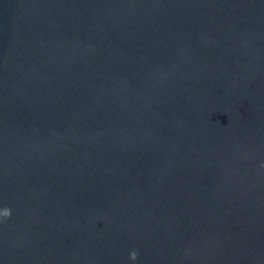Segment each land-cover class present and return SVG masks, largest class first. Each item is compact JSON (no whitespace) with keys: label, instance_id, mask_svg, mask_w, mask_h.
<instances>
[{"label":"water","instance_id":"obj_1","mask_svg":"<svg viewBox=\"0 0 264 264\" xmlns=\"http://www.w3.org/2000/svg\"><path fill=\"white\" fill-rule=\"evenodd\" d=\"M0 264H264V0H0Z\"/></svg>","mask_w":264,"mask_h":264},{"label":"clouds","instance_id":"obj_2","mask_svg":"<svg viewBox=\"0 0 264 264\" xmlns=\"http://www.w3.org/2000/svg\"><path fill=\"white\" fill-rule=\"evenodd\" d=\"M11 215V211L9 209H5L4 211V219H7L8 217H10ZM137 253L135 251H133L131 254H130V259L135 261L137 259Z\"/></svg>","mask_w":264,"mask_h":264}]
</instances>
